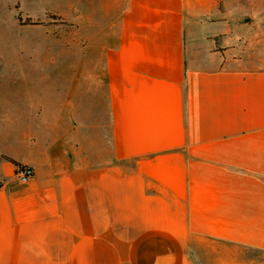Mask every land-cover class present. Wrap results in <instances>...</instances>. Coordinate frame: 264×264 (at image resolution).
I'll return each mask as SVG.
<instances>
[{"label":"crops","instance_id":"1","mask_svg":"<svg viewBox=\"0 0 264 264\" xmlns=\"http://www.w3.org/2000/svg\"><path fill=\"white\" fill-rule=\"evenodd\" d=\"M243 1L95 0L68 49L80 71L0 109V264H191L199 237L264 250V68L247 60L264 5L244 19Z\"/></svg>","mask_w":264,"mask_h":264},{"label":"rangeland","instance_id":"2","mask_svg":"<svg viewBox=\"0 0 264 264\" xmlns=\"http://www.w3.org/2000/svg\"><path fill=\"white\" fill-rule=\"evenodd\" d=\"M238 1L227 0L232 8ZM251 1H243L244 19H250L246 7L251 6ZM254 3L262 11L264 0H254ZM260 19L264 20L262 12ZM94 20L95 0H0V109H4L3 113L18 107V101L28 100L18 92L22 88L30 85L42 90L44 85H55V72L80 71L77 64L81 54L76 57L68 49L75 47L79 39L95 33ZM263 24L261 21V40L249 45L247 59L260 69L264 68ZM13 71L15 75L11 79L8 75L12 76ZM100 117L103 123L99 143L96 142L107 147L106 110ZM189 257L191 264H264V250L207 237L195 239Z\"/></svg>","mask_w":264,"mask_h":264},{"label":"built area","instance_id":"3","mask_svg":"<svg viewBox=\"0 0 264 264\" xmlns=\"http://www.w3.org/2000/svg\"><path fill=\"white\" fill-rule=\"evenodd\" d=\"M35 175L34 169L30 165H19L15 169V177L22 183L29 182Z\"/></svg>","mask_w":264,"mask_h":264},{"label":"trees","instance_id":"4","mask_svg":"<svg viewBox=\"0 0 264 264\" xmlns=\"http://www.w3.org/2000/svg\"><path fill=\"white\" fill-rule=\"evenodd\" d=\"M20 164H17L16 166H19Z\"/></svg>","mask_w":264,"mask_h":264}]
</instances>
